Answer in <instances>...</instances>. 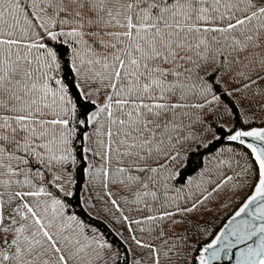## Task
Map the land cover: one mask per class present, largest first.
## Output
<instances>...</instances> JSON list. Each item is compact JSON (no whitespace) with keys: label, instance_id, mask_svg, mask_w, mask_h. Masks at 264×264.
Instances as JSON below:
<instances>
[{"label":"snow or ice","instance_id":"obj_1","mask_svg":"<svg viewBox=\"0 0 264 264\" xmlns=\"http://www.w3.org/2000/svg\"><path fill=\"white\" fill-rule=\"evenodd\" d=\"M245 103L264 109V0H0V264H127L130 248L73 211L75 171L135 264L180 260L207 229L177 227L247 187L192 261L264 264V127L209 119ZM209 131L250 150L253 183L232 148L183 175L185 145Z\"/></svg>","mask_w":264,"mask_h":264},{"label":"trees","instance_id":"obj_2","mask_svg":"<svg viewBox=\"0 0 264 264\" xmlns=\"http://www.w3.org/2000/svg\"><path fill=\"white\" fill-rule=\"evenodd\" d=\"M236 111L238 113L237 115L229 114L224 116L223 119L215 117H210L209 119L218 126H234L244 129L264 126V109L250 107L245 103L243 107L237 104ZM245 121H247L246 124L244 123ZM214 130L215 129H213V131ZM213 131H209L202 142L198 141L191 145H185L186 151L184 152L185 159L183 163L186 165V168L183 175L195 177L198 173L207 172L209 168L215 167V160L212 159L210 161V157L221 156V149L232 148L234 150L233 153H226V155L234 154L239 159V164L241 166H246L251 169V172L248 173L247 183H253L256 175V166L253 163L254 158L250 155H244L245 151L250 152V150L243 149L242 146H239L238 142H229L226 139L220 141L214 140L212 138ZM198 144L200 145L199 147L197 146ZM203 144H208L210 147L205 149ZM73 176L75 180L70 190L75 191L77 194L76 197H73L71 200V204L75 206L73 211L78 213L81 219L99 227L100 230L105 233L109 241L115 246L120 247L122 253L130 248L131 250L128 251L126 255L127 264H135L137 259H141L143 253L131 243H123L129 236L127 228L122 226L119 222L113 221L102 201L97 200L95 207H89L83 204L82 202L84 200H87L89 196H93L91 189L87 185V176L80 171H75ZM248 191L249 189L244 187L242 189L221 192L215 196L214 199L206 203V210L201 209L200 212L190 214L188 216L189 223L187 225H179L176 230L182 231L185 227L192 228L194 224L199 221L200 227L206 228L207 233L193 236V243L191 248L187 250V254L180 260L173 259L171 264H184L185 260L188 264H194L192 261V256L196 254L194 249L202 247L204 244L210 242L226 219L240 206ZM77 198H79L81 202L79 206H76L78 204ZM176 219H179V217H176ZM168 227V224H165L168 236H172L173 233L168 230ZM208 233L213 235H208ZM137 235L140 236L143 234L137 232ZM189 235L193 234L189 233ZM153 236H155V233H153ZM196 239L200 240L201 243L199 245L195 243ZM156 243H159V241H156ZM113 250H115V248ZM120 264H124L123 259ZM141 264H150V261L142 259ZM163 264H168V262L165 261Z\"/></svg>","mask_w":264,"mask_h":264},{"label":"water","instance_id":"obj_3","mask_svg":"<svg viewBox=\"0 0 264 264\" xmlns=\"http://www.w3.org/2000/svg\"><path fill=\"white\" fill-rule=\"evenodd\" d=\"M264 127V126H262ZM252 128H258V127H252ZM251 128L249 129H244V130H250ZM247 139V142H253L254 141L252 140V138H246ZM238 209V208H237ZM236 209V210H237ZM231 216V215H230ZM230 216L226 219V221L223 223V225L221 226V228L217 231L216 234H218L220 232V230L223 229V226L225 223H227L228 219L230 218ZM214 238V237H213ZM212 238V239H213ZM211 241V240H210ZM205 245V244H204ZM214 264H234V257L232 259H229V258H222L220 261H217V262H214Z\"/></svg>","mask_w":264,"mask_h":264}]
</instances>
